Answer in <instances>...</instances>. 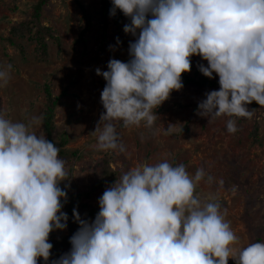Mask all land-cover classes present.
<instances>
[{
  "label": "clouds",
  "instance_id": "1",
  "mask_svg": "<svg viewBox=\"0 0 264 264\" xmlns=\"http://www.w3.org/2000/svg\"><path fill=\"white\" fill-rule=\"evenodd\" d=\"M129 18L123 31L127 62L110 59L100 94L104 108L96 125L97 149L119 151L117 125L152 128L158 109L191 71V57L206 77L218 76L219 90L205 93L196 114L210 122L221 116L251 119L255 102L264 107V0H111ZM117 38V44H119ZM113 46H110V48ZM11 65L0 66V88ZM26 125L0 115V264L49 261V235L64 230L67 173L59 148ZM169 124L166 134L174 131ZM229 133L238 129L228 119ZM213 178L203 168L189 175L183 164L162 161L124 172L98 199L91 221L82 219L70 250L52 264H264V242L240 247L214 196L202 201L196 188ZM222 185L223 181H219ZM63 201V203H62Z\"/></svg>",
  "mask_w": 264,
  "mask_h": 264
},
{
  "label": "rangeland",
  "instance_id": "2",
  "mask_svg": "<svg viewBox=\"0 0 264 264\" xmlns=\"http://www.w3.org/2000/svg\"><path fill=\"white\" fill-rule=\"evenodd\" d=\"M37 1L0 0V66L11 65L9 82L0 88V115L26 125L32 117H40V125H33L31 130L44 134L47 139L43 126L45 92L42 84L50 83L54 96L61 97L55 112L57 129L67 133L66 147L78 149L80 155L76 160L59 155L65 161L68 178L60 184L68 189L62 211L65 212L71 195L90 190L100 178L104 153H110L122 158L110 163L113 169L128 171L165 160L173 166L183 164L189 175L203 168L213 181L211 184L201 181L196 193L202 201L209 196L216 197L221 209L227 210L225 219L238 237L239 246L255 243L254 237L264 236V107L253 111L251 119L221 116L209 122L206 117L197 115L191 104L205 99L206 92L219 90V83L214 88L184 85L153 110L157 118L152 128L143 123L127 128L117 125L119 142L125 146L123 153L98 150L93 131L105 111L100 94L106 81L96 74V69L107 71L110 59L127 62L129 42L135 37L126 34L123 27L130 20L125 17L119 31L110 15L107 23L103 21L101 0H51L44 7L41 20L60 38L61 53L50 41L48 57L40 56L34 51V42L16 37L22 51L20 45L10 43L7 38L16 22L30 18ZM87 22H90L88 27ZM199 63L207 66V61L199 56L191 57L190 75ZM211 79L218 81L219 78L213 74ZM228 119L235 120L238 129L235 133L227 131ZM170 123L175 124L174 131L166 134ZM256 125H259L260 143L252 145ZM102 194L87 200L96 208V214ZM95 215L88 220H93Z\"/></svg>",
  "mask_w": 264,
  "mask_h": 264
},
{
  "label": "trees",
  "instance_id": "3",
  "mask_svg": "<svg viewBox=\"0 0 264 264\" xmlns=\"http://www.w3.org/2000/svg\"><path fill=\"white\" fill-rule=\"evenodd\" d=\"M51 0H38L35 5L30 18L23 21L16 22L11 29V36L7 37L8 41L14 45H20L16 42L15 38L26 39L30 42L35 43L34 51L37 55L48 57L49 55V42L52 41L56 44L58 52L61 53V40L58 36H55V32L51 26L42 23L41 16L44 7H46ZM102 3V17L103 21L107 23L108 15H110L111 0H101ZM86 13V12H85ZM112 21L119 31H121V25L125 16L122 12L117 10L115 16H111ZM88 19V18H87ZM89 20V19H88ZM90 26V22H87V27ZM2 37H0L1 40ZM81 42L85 41L81 39ZM20 49L23 51V47L20 45ZM200 64V63H199ZM193 70L191 64V71L182 74L183 85H193L195 88H214L217 86L218 81L210 79L204 76L198 67L195 69L193 75H190ZM42 89L45 92V103H44V113H43V126L47 134V140L52 142L57 148H59V155L65 159L76 160L80 157L79 150H71L67 148L69 142L67 133L64 131H58L55 122L56 109L58 103L61 99L60 96H54L50 83L45 82L42 84ZM186 106V105H183ZM191 107L193 111L197 110L198 103H192ZM258 104L253 102L249 105V109L253 111L257 110ZM259 125H256L253 131V141L252 145L260 143V138L258 137ZM122 159L121 156L104 153L103 157V171L99 179L93 184L90 190L78 191L77 193L71 195L70 202L65 209L69 219L67 221V233H63L64 230H54L49 235V242L53 245L51 249V255L47 264H52V261L58 259L61 255L67 253L71 244L69 242L70 237L78 230L79 224L75 222L73 218V208H76L82 219L88 220L96 214V208L91 205L87 200L94 198L98 193H103L104 190L112 185L116 179L119 180L121 175L127 171V169H113L110 166L111 162H116ZM61 188L66 191L68 195V189L65 186ZM57 234H60L57 237ZM264 236H256L255 242H262ZM37 264H45L43 258H38ZM228 264H235V261L231 258Z\"/></svg>",
  "mask_w": 264,
  "mask_h": 264
}]
</instances>
